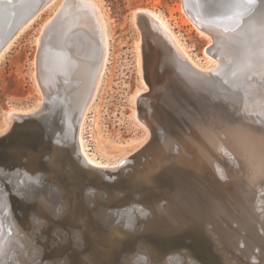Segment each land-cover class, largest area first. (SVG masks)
I'll return each mask as SVG.
<instances>
[{
    "label": "water",
    "instance_id": "95a60500",
    "mask_svg": "<svg viewBox=\"0 0 264 264\" xmlns=\"http://www.w3.org/2000/svg\"><path fill=\"white\" fill-rule=\"evenodd\" d=\"M51 1L0 0V54L20 29ZM77 1L85 4V0ZM75 2L76 0H65V10L70 7V3L75 6ZM184 2L187 12L189 11L197 25L208 30L211 35L213 44L209 47V52L216 54L217 47L228 46L231 47L229 51L232 59H226L219 72H206L207 74L202 73V76L196 73V70H199L187 61L182 62L180 53L171 42L165 40L164 30L151 14L138 13L135 26L142 32L145 79L150 86V91L140 97L138 109L152 117L156 132L153 140L159 142H170L171 138L179 137L185 131H192L195 123L204 119L200 113L211 109L228 113L232 117L244 115L242 110L246 109L245 103L241 98L235 97L230 85L235 63L240 56L238 54L236 57V52L239 47L243 50L245 41L250 44L256 40L252 30L264 22V0H197V4L196 0ZM83 20L85 17L79 15L71 18L66 25L77 24ZM86 32L72 37V49H78L79 45L88 39ZM66 36L68 37L63 33L60 38L62 42H58L56 46L55 54L57 52L58 56H65V52L70 50ZM256 43L260 44L257 41ZM89 51L92 54V50ZM97 53L95 47L93 55L97 56ZM63 65L62 63L57 68L59 73H62L60 70ZM182 71L198 76L197 82L200 85L205 83L206 90L201 93L191 90L187 92L186 88H183L185 81ZM80 77L76 86L79 90L81 86H85V77ZM79 90L76 91L78 94L74 99H67L68 95L65 93L52 94L51 101L42 114L14 117L11 129L0 135V218L9 235L13 236L6 249L3 264H12L13 257L19 259L22 264H31L34 261L28 259L27 263L21 258L19 241L27 244L37 243L40 248L45 249L46 254L39 263L125 264L126 259L121 255V250L114 248V244L109 240L112 231H124L115 223L108 226V215L104 214H108L107 210H110L108 212H112V215L123 213V217H127L129 221L128 225L137 227L146 221L142 219L136 222V215L139 214L140 206L157 194L153 190L144 191L149 187L143 180L138 179L137 173L126 175L125 170H98L85 163L79 155L78 122L89 102L88 100L79 108L73 106V102L78 104L82 100ZM189 92L193 94L190 95ZM160 105L169 112L168 121L159 122L153 116L152 112ZM146 150L147 148H144L137 155L131 156L122 165L131 163L127 168L138 170ZM61 153L65 155L66 161L58 159V154ZM160 181L166 186L161 193L172 195L170 181L166 178H161ZM79 186L82 187L75 193L77 200L72 208V203H67L66 197L71 194L72 189L75 190ZM86 191L96 195L92 206L86 202L87 198L82 196L83 193H88ZM137 191L140 192L139 195L136 194ZM105 192L109 195L100 207L97 200L104 199L102 194ZM141 194L149 196L142 199ZM59 207L62 208V214L56 216L55 210L60 209ZM86 214L94 215L91 221L83 223L82 217L85 218ZM148 227L146 226L143 233L131 236L138 240L139 248L135 253H144L146 247L142 244L151 239L147 233ZM79 230L84 232L82 247L74 244L75 233ZM157 243L162 245V239ZM57 246L60 248L59 258L52 254ZM48 251H51V254Z\"/></svg>",
    "mask_w": 264,
    "mask_h": 264
},
{
    "label": "bare ground",
    "instance_id": "6f19581e",
    "mask_svg": "<svg viewBox=\"0 0 264 264\" xmlns=\"http://www.w3.org/2000/svg\"><path fill=\"white\" fill-rule=\"evenodd\" d=\"M55 1L57 0H52L48 3L42 11L50 8ZM76 3L88 12V19L77 24H70L66 27L65 32L64 29L59 34L60 36L58 35V42H62L60 38L63 36V33L68 35V37L66 36L68 40L66 43L69 45L70 50L65 52V56H58L57 54L56 63L59 67L63 63L64 65L61 70H67L75 68V63L80 64L83 62L92 69H97L98 72L92 92L90 93L89 103L78 122L77 142L80 152L78 153L83 158V161L91 165L92 168L108 170L109 172L125 170L124 173L126 175L131 172L137 173L138 179L143 180L145 185L149 187L144 191L151 192L153 190L157 194L156 196H158L157 200L155 199L156 196H154L152 200H146L140 206L141 209L139 214L136 215L135 221L138 222L142 219L146 221L142 222L139 227L128 225L129 221L127 217H123V213L112 215V212H108L110 210H107L108 214H104L105 216L108 215L106 220L108 226H112L115 223V225L121 226L124 231H112L109 240L114 244V248L121 250V255L126 259L125 264H264V114L261 115V113L259 114V112L246 105V109L242 110L244 115L235 117L229 116L228 113L222 111L217 110L216 112L215 109L200 113V116H203L204 119H199L194 126L192 125V131H185L179 137L171 138L170 142L154 140V143L148 144L147 150L143 152L146 158H141L140 162L142 163L138 170L136 168H127L131 163L121 166V162L124 160L121 162L108 160L107 163L106 161H99V158L95 154L88 153L90 150L88 149V142L84 138L83 129L88 107L91 102L93 104L95 101L100 90V85H102L105 77L109 61L110 35L107 22L96 0H85L86 5L77 0ZM183 5L185 11H187L185 2H183ZM139 12L151 14L152 18L160 24L164 30V36L168 39L164 36L162 37L175 46L180 53L181 57H179L182 62L185 63L187 61L191 66L200 71L196 70V73L200 75L204 73L200 69L207 70L193 57L185 43L172 30L169 20L160 11L138 10L133 15L134 24ZM40 13L35 15L30 22L20 29L17 35L8 43L0 54V61L20 35L38 18ZM187 13L189 14V11ZM190 22L192 21L190 20ZM262 25L264 26V22H262ZM196 27L203 36L211 39L208 30L200 28L198 25ZM85 31L88 33L87 38L89 40L87 39L82 42L78 49H72L71 43L73 42V38H75L74 36L77 34L81 35L80 32ZM95 47L98 51L97 56L96 54L93 55ZM89 50H92V54ZM139 52L140 64L143 71L142 79L146 84L142 39H140ZM209 60L215 64L214 67L218 64V61L211 54ZM239 74L241 76V72ZM262 74L264 77V71L261 73L253 71L249 73L248 77L253 80L255 85L264 87L261 82ZM244 79L245 77L241 80ZM243 83L246 86V82L243 81ZM241 85H243L242 81ZM236 88L239 89L238 87ZM145 92L141 90V92L135 95L137 106L140 97ZM240 92L242 93L241 90ZM250 100L248 99L249 102ZM250 112L254 114L251 115ZM16 113L19 112L13 110L8 114L9 125L5 129V132L6 130H10L8 128H10L11 122H14L13 116ZM23 113L27 114L26 112ZM136 118L141 124H148L146 123L144 114L139 109L136 112ZM150 124L152 125V123ZM147 126L149 129L152 127L149 124ZM149 135L151 136V134ZM146 141L147 139L143 143ZM143 143L138 144L133 150L142 149ZM58 156L60 161H66L64 154L61 153ZM116 164L119 165L113 168L110 167ZM172 170H175L173 171L174 173ZM161 178H166L170 181L169 184L172 185V192L170 193L172 195L161 193L166 189L165 183L160 181ZM81 187L79 186L75 190L72 189L70 192L72 195L70 194L66 197L67 203H72V208L75 207L77 200L75 193ZM86 192L88 193L85 195L83 193L82 196H85L87 198L86 202L92 206L96 195L93 192ZM138 193L140 194L137 191L136 194ZM142 193L144 194V192ZM148 194L145 196L141 194L140 196L142 199H145L149 196ZM107 195L109 194L105 192L102 194L104 199L99 198L97 200L100 207L103 206L101 205L102 203H105L103 200L107 198ZM106 203L107 205L109 204L108 201ZM59 208L55 210L56 216L62 214V208ZM92 216L86 214L85 218L82 217L83 223L87 222V220L91 221ZM146 226H149L147 233L150 234L151 239L142 244L146 247L144 248V253H135L139 248L138 240L135 236V238L131 236L143 233ZM16 231L19 232L17 229ZM6 233L7 237H9L10 235H8L7 230ZM75 234V246L82 247L84 244L82 238L84 232L79 230ZM153 238L159 240H153ZM160 239L163 241L162 245L157 243V241L160 242ZM19 245V255L27 263L28 259H31L34 260L31 264L33 262V264H46L43 261L39 263V260L43 259L46 252L37 243L34 244L32 242L27 244L20 242ZM126 251L127 254L125 255ZM48 253L51 254V251H48ZM114 253L116 254V252ZM52 254L57 255L59 258L61 255L60 248L57 246L55 253L52 251ZM107 255L110 258L111 255L109 253ZM73 257L75 258V256Z\"/></svg>",
    "mask_w": 264,
    "mask_h": 264
},
{
    "label": "rangeland",
    "instance_id": "374dc122",
    "mask_svg": "<svg viewBox=\"0 0 264 264\" xmlns=\"http://www.w3.org/2000/svg\"><path fill=\"white\" fill-rule=\"evenodd\" d=\"M96 2L107 22L110 35V52L102 85H100L95 101L93 104L90 103L86 112L83 133L88 142V149L90 150L88 153L95 154L102 162L106 161L107 163L108 160L121 162L124 160L121 162L123 164L125 159L127 160L133 154L135 156L147 148L156 136L152 117L147 112L143 114L146 123L153 127H150L152 131L147 126L148 124H141L136 118L138 106L135 103V95L141 90L142 92L146 91L145 93L149 92L150 86L148 83L145 84L142 79L143 71L139 52L141 32L137 30L133 22L134 13L141 9L160 11L169 20L172 30L185 43L193 57L204 68H207V70L200 69L204 74L210 71L219 72L225 60L232 59V54L229 51L231 47H219L220 49L217 47L218 52L216 54L210 53L209 47L213 44L212 37L211 39L205 37L196 29L197 23L193 18H190L191 16L184 9V0H96ZM195 4H197V0ZM66 7L65 0H57L50 8L42 11L0 61V134H3V131L5 133V129L9 125L8 114L13 110L19 112L13 118L26 115L23 112L42 114L51 101V95L59 92L60 94H67V99L70 97L74 99L78 94L76 91L79 90V87L76 88V86H78L82 75L85 77V86H81V90H79L82 93V100L78 104L73 102V106L79 108L88 102L98 75L97 69L93 68V70L89 65L87 66L82 62L80 64L75 63L76 67L73 69L60 70L64 74L57 71L59 66L56 63L57 52L55 54V49L59 34L71 24L66 25L71 18L80 15V17H85V20L88 19V12L76 2L75 6L71 4L65 10ZM194 10L196 11V9ZM253 32L257 37L256 40L250 44L245 41L246 45H244L243 50L239 47L236 52V57L238 54L240 56L235 63V71L232 72L230 85L233 86L232 90L235 97L241 98L246 106L263 115L264 87L255 85L248 75L253 71L259 73L264 71V65H262L264 64V62L262 63L264 61V47H262L264 46V26H257L252 30ZM256 41L260 44L257 45ZM261 47L262 49H260ZM210 54L218 61L215 67V64L209 60ZM182 73L185 81L183 88H186L187 92L191 90L201 93L203 89L206 90L205 83L200 85L197 82L198 76L191 73V75L185 74V71ZM222 73L224 74V70ZM35 74L38 75V78ZM236 75H239L238 78ZM242 76L245 77L244 80H241L244 78ZM261 79L264 86L263 74ZM241 81L243 85L240 86ZM243 81L246 82V86ZM189 94L193 93L189 92ZM248 99L252 101L249 102ZM179 102L181 101L179 100ZM165 110L164 106L160 105L154 109V112L152 110L151 112L156 120L162 122V120L168 121L170 119L169 112ZM13 124L12 121L8 129H11ZM146 139L147 141L143 143ZM140 143H143L142 149L139 148V150L134 151L133 149ZM118 165L110 167L113 168ZM12 239L13 236L7 237L6 227L0 218V264H3L6 249ZM14 255L16 254L14 253ZM12 264H21V262L13 257Z\"/></svg>",
    "mask_w": 264,
    "mask_h": 264
}]
</instances>
